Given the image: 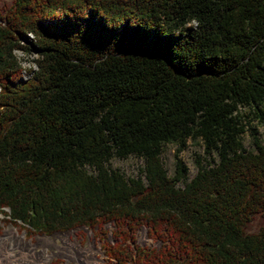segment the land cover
<instances>
[{
    "label": "trees",
    "instance_id": "1",
    "mask_svg": "<svg viewBox=\"0 0 264 264\" xmlns=\"http://www.w3.org/2000/svg\"><path fill=\"white\" fill-rule=\"evenodd\" d=\"M262 122L264 0H0V220L28 234L89 229L101 264H264ZM188 140L195 173L169 175ZM129 156L137 176L108 163Z\"/></svg>",
    "mask_w": 264,
    "mask_h": 264
},
{
    "label": "rangeland",
    "instance_id": "2",
    "mask_svg": "<svg viewBox=\"0 0 264 264\" xmlns=\"http://www.w3.org/2000/svg\"><path fill=\"white\" fill-rule=\"evenodd\" d=\"M23 67H28L32 54L17 52ZM25 77L27 74L24 75ZM256 137L264 146V122L256 125ZM247 149L255 150L252 137L246 134L243 138ZM175 154L189 170V176L196 171L195 160L203 157L204 152L199 141L188 140L186 147L176 153V145L165 144L161 155L162 163L169 175L174 171ZM111 167L119 169L127 176H137L142 162L139 158L129 156L125 159L112 158ZM106 232L112 225L105 226ZM136 243L141 246H155L158 242L148 238L144 228L136 233ZM49 259V262L46 260ZM103 252L94 233L86 228L54 232L50 235L28 234L18 227H13L0 220V264H101Z\"/></svg>",
    "mask_w": 264,
    "mask_h": 264
},
{
    "label": "bare ground",
    "instance_id": "3",
    "mask_svg": "<svg viewBox=\"0 0 264 264\" xmlns=\"http://www.w3.org/2000/svg\"><path fill=\"white\" fill-rule=\"evenodd\" d=\"M47 261L49 262V259H48V260H46V262H47Z\"/></svg>",
    "mask_w": 264,
    "mask_h": 264
}]
</instances>
